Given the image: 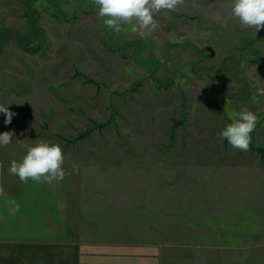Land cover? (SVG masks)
I'll list each match as a JSON object with an SVG mask.
<instances>
[{
    "label": "rangeland",
    "instance_id": "374dc122",
    "mask_svg": "<svg viewBox=\"0 0 264 264\" xmlns=\"http://www.w3.org/2000/svg\"><path fill=\"white\" fill-rule=\"evenodd\" d=\"M231 5L183 0L141 37L103 25L93 0H0V104L16 114L0 113L14 133L0 159L20 162L18 141L61 146L75 239L0 242V264L123 243H147L155 264H264V28ZM241 108L257 116L247 151L219 136Z\"/></svg>",
    "mask_w": 264,
    "mask_h": 264
},
{
    "label": "clouds",
    "instance_id": "9594fccd",
    "mask_svg": "<svg viewBox=\"0 0 264 264\" xmlns=\"http://www.w3.org/2000/svg\"><path fill=\"white\" fill-rule=\"evenodd\" d=\"M93 3L98 6V15L107 28L120 33L121 25H130L131 32L143 37L146 31L150 33L156 29L155 15L161 11H175L183 4V0H93ZM231 15L243 28H252L256 33L264 28V0H232ZM0 113L5 115V124H10L16 115L4 104H0ZM233 117V122L220 131V139H226L234 149L247 151L251 133L257 124V116L247 108H241L233 113ZM13 138L12 131L0 133V147H7ZM18 142L26 150V154L20 162H11L10 174L18 176L24 183L29 179L39 183L42 180L51 182L65 178L64 154L58 143L49 144L40 140L34 144ZM73 171H78L75 165Z\"/></svg>",
    "mask_w": 264,
    "mask_h": 264
},
{
    "label": "crops",
    "instance_id": "0c3cea01",
    "mask_svg": "<svg viewBox=\"0 0 264 264\" xmlns=\"http://www.w3.org/2000/svg\"><path fill=\"white\" fill-rule=\"evenodd\" d=\"M10 162L0 159V242H35L58 244H73L75 239H70L68 228L69 201L67 182L63 180H53L38 185L46 187L45 193L36 192L35 195L29 190V183L22 182V189L17 191L14 181L10 180ZM4 169L8 174L4 178ZM10 185L13 190H8L5 185ZM8 188V187H7ZM51 198L48 210L44 211V206L40 202V195ZM83 234V233H81ZM80 232L78 235H81ZM103 251H108V246L101 242ZM137 244L136 247L134 245ZM80 247H85L83 244ZM112 250L118 251L115 256L100 254L89 255L88 250L78 249L76 258L74 248L67 249L73 259L72 264H155L156 256L154 249H150L147 243H126L111 246ZM130 247V248H129ZM125 250H131L124 252ZM133 250V251H132ZM122 255V256H120ZM75 258V260H74ZM93 258V259H92ZM151 261V263H150ZM76 262V263H75Z\"/></svg>",
    "mask_w": 264,
    "mask_h": 264
}]
</instances>
